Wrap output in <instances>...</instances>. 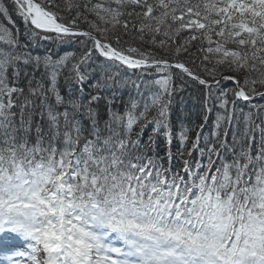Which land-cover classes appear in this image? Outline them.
<instances>
[{
	"label": "snow or ice",
	"instance_id": "6c2138e0",
	"mask_svg": "<svg viewBox=\"0 0 264 264\" xmlns=\"http://www.w3.org/2000/svg\"><path fill=\"white\" fill-rule=\"evenodd\" d=\"M259 89L264 0L0 3V264H264Z\"/></svg>",
	"mask_w": 264,
	"mask_h": 264
},
{
	"label": "trees",
	"instance_id": "16d2710c",
	"mask_svg": "<svg viewBox=\"0 0 264 264\" xmlns=\"http://www.w3.org/2000/svg\"><path fill=\"white\" fill-rule=\"evenodd\" d=\"M0 3L4 4L10 9L12 7V0H0ZM65 15H68V14L65 13ZM13 19L16 21V24L19 25L20 31L23 32V24L21 23L19 18L14 13H13ZM4 23H6V21H4ZM81 28L87 30V25L81 24ZM77 47H78L77 45H71V46L65 45L62 48H60L59 51L63 52L66 50H73V49H76ZM47 49L55 50L56 46L51 44L50 42L39 41V47H37L34 51L43 53ZM197 63H199V61H197ZM188 66L193 67L195 69L194 65L189 64ZM122 72L125 75L132 76L133 79L136 78L131 72H126L124 70H122ZM10 75H11V70H9V76ZM37 75H39V73H37ZM185 80L187 81L185 90L182 93H178L175 97V104H174V109H173V119L175 120L177 115H184L187 117L189 126L191 127L192 121H195L197 124L202 122L200 117H201V103L203 100L204 88L200 86L197 82L189 80L187 77H185ZM176 83L177 84L181 83L178 74L176 77ZM24 86H25V83L21 82V87H24ZM226 86L231 87V84H227ZM259 90L264 91V89H259ZM117 91L119 92L120 90H117ZM127 97H128V90H123L121 98L127 99ZM254 102L264 103V100H261L259 97H257ZM238 107L244 108L245 111L248 110V105L242 102L238 104ZM16 111H18V109ZM213 119H214V114H213ZM241 128H242V125H241ZM209 130L210 129H206V131H209ZM149 131H150V128H149ZM191 136L194 137L195 132H192ZM230 140H231V133H229V141Z\"/></svg>",
	"mask_w": 264,
	"mask_h": 264
}]
</instances>
